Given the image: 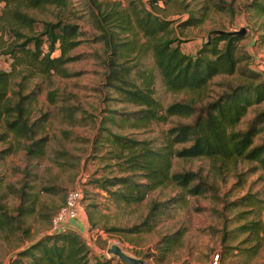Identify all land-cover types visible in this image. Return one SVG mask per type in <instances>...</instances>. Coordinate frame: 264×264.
<instances>
[{
    "label": "rangeland",
    "instance_id": "rangeland-1",
    "mask_svg": "<svg viewBox=\"0 0 264 264\" xmlns=\"http://www.w3.org/2000/svg\"><path fill=\"white\" fill-rule=\"evenodd\" d=\"M89 1L70 0L62 10L52 5L26 8L35 20L31 29L19 27L23 32H36L43 21L61 18L75 23L79 32L78 43L67 52L76 58L62 64L67 74L51 71L42 77H26V86L22 89L23 93L35 90L34 100L28 108L29 117L35 118L42 113L46 116L39 134L46 136L44 151L39 155H27L22 148L24 141L11 133L0 140V151L9 147L6 152H0V202L9 213L15 214L14 208L19 201L17 189L23 188L27 203L33 207L31 213L17 216V226L12 221L14 227L0 230V264H7L16 250L49 230L50 217L70 188H78L81 193L79 204L83 212L80 216L86 227L83 234L77 231L90 251L108 257L110 254L105 249L115 243L126 253L143 258L146 264H210L214 252L219 253L220 264H264V169L255 161L172 156L170 172L191 171L195 176L190 185L201 183L202 192L194 194L170 181L157 185L138 201L125 203L113 200L98 186L97 179L132 172L122 169L119 159L110 155L109 150L113 147L109 144L102 145L99 150L93 147L90 138L98 131L99 119L111 109H115V116H121L120 111L136 107L121 100L118 93L104 84V62L108 55L98 37L97 21L86 12ZM97 1H115L127 9L129 0ZM211 1L170 0L164 4L160 0L154 3L140 0L147 8L170 19L171 34L180 38V49L186 53H194L212 30L240 32L236 52L245 56L240 65H250L264 73V12L248 7L249 0H224L228 8L223 10L213 9ZM203 5L209 8L199 23L178 27L177 22L189 9L197 15ZM118 33L122 40L133 36L131 31ZM11 38L10 32L0 31V49ZM57 53L54 49L51 55ZM138 58L130 61L135 62ZM10 61L7 53L0 52V69H11ZM147 61L145 58L144 62ZM22 67L18 65L13 69L9 87L17 88L15 82L21 80ZM235 77L214 75L206 86L194 91H168L157 80L152 87L162 105L191 98L199 106L236 82ZM262 108L264 102L249 106L237 128H245L253 114ZM65 110L72 113L71 119L64 115ZM192 116L168 115L164 121H150L143 126L127 122L106 125L129 138L151 139L152 144H157L168 127L190 122ZM0 131H3L2 126ZM262 139L264 130L256 134L253 142L259 143ZM187 144L175 143L173 146L179 148ZM50 186L54 191L46 189ZM116 187L109 186V189ZM249 197L254 201L247 202ZM152 200L158 212L155 225L148 231H126L125 228L142 220ZM175 230L181 231L179 239L161 261L144 256L148 252L155 253L154 244L160 237Z\"/></svg>",
    "mask_w": 264,
    "mask_h": 264
},
{
    "label": "trees",
    "instance_id": "trees-1",
    "mask_svg": "<svg viewBox=\"0 0 264 264\" xmlns=\"http://www.w3.org/2000/svg\"><path fill=\"white\" fill-rule=\"evenodd\" d=\"M156 1L149 0L150 3ZM160 1L165 4L170 0ZM69 2L0 0V31H8L12 36L5 47L0 49L11 60V69H0V126L3 127L0 140L7 133L16 139L21 138L24 141L22 148L27 155H39L44 151L46 136L39 134L46 116L42 113L35 118L29 117L28 108L34 100L35 90L22 92L26 86V77H42L51 71L67 74L62 64L76 58L67 52L78 43L76 37L79 31L75 23L61 18L43 21L41 29L36 32H23L19 27L31 29L35 20L26 8L52 5L62 10ZM247 6L264 12V0H249ZM211 7L223 10L228 8V4L224 0H212ZM208 8L203 5L197 15L189 9L187 15L177 22L178 27L196 25ZM86 12L97 21L96 27L100 31L98 37L104 43L105 54L108 55L104 62V84L118 93L121 100L136 107L134 110L120 111L121 116L113 114L115 109L102 115L98 131L90 138L97 150L102 145L112 146L110 155L119 159L122 169L134 172L97 179L98 186L106 190L113 200L132 203L157 185L170 181L185 187L188 193L202 192L200 182L190 185L195 176L193 172H170L172 156L246 159L255 161L264 169V139L259 143L253 142L256 134L264 130V108L253 114L245 128H237L249 106L264 102V73L250 65H240L241 58H245L236 52L240 32L226 31L209 35L191 54L180 49V38L171 34L173 26L170 19L151 7L147 8L140 0H129L127 9L115 1L101 3L90 0ZM119 31H131L133 36L122 40ZM54 49L58 53L51 55ZM131 53L134 54L130 56ZM137 57L135 62L130 61ZM145 58L147 62H144ZM18 65H23L24 72L21 80L15 82L17 88H12L9 87V78ZM214 75L236 76L237 81L230 83L215 98L202 105H195L191 98L162 105L154 95L152 85L155 80L168 91H194L206 86ZM64 113L69 119L72 118V113L67 110ZM168 115L193 116L190 122L168 127L157 144H152L151 139L129 138L123 133L112 131L106 125L109 122L115 125L127 122L133 126H143L150 121H164ZM183 142L188 144L179 148L173 146ZM7 150L9 147L0 152ZM115 185V189H109V186ZM22 189H17L19 201L14 208L15 214L9 213L0 202V230L17 226V216L33 211ZM46 189L54 191L52 186ZM248 201L254 199L249 197ZM156 209V203L152 200L142 220L125 230H150L157 221ZM180 234V230L163 234L154 244L157 251L145 253L144 256L161 261L165 252L178 241ZM91 251L77 230L65 227L34 238L16 250L7 264H128L115 256L106 257Z\"/></svg>",
    "mask_w": 264,
    "mask_h": 264
},
{
    "label": "built area",
    "instance_id": "built-area-1",
    "mask_svg": "<svg viewBox=\"0 0 264 264\" xmlns=\"http://www.w3.org/2000/svg\"><path fill=\"white\" fill-rule=\"evenodd\" d=\"M80 197L81 193L78 188H70L66 190L62 204L50 217V228L48 231L70 227L67 226L68 220L76 217L82 211L79 204ZM210 264H220L219 253L214 252L211 254Z\"/></svg>",
    "mask_w": 264,
    "mask_h": 264
},
{
    "label": "water",
    "instance_id": "water-1",
    "mask_svg": "<svg viewBox=\"0 0 264 264\" xmlns=\"http://www.w3.org/2000/svg\"><path fill=\"white\" fill-rule=\"evenodd\" d=\"M221 32V30H212L208 33L207 37L211 34ZM105 252L110 254L109 256H115L118 259L128 263V264H146L143 258L130 255L123 251L121 247L115 243H111L108 247H106Z\"/></svg>",
    "mask_w": 264,
    "mask_h": 264
},
{
    "label": "crops",
    "instance_id": "crops-1",
    "mask_svg": "<svg viewBox=\"0 0 264 264\" xmlns=\"http://www.w3.org/2000/svg\"><path fill=\"white\" fill-rule=\"evenodd\" d=\"M82 212L83 210L76 217L70 218L67 223L68 224L67 226H70L75 230H78L81 234L84 233L83 229L85 230L86 227V223L83 221V218L80 216Z\"/></svg>",
    "mask_w": 264,
    "mask_h": 264
}]
</instances>
